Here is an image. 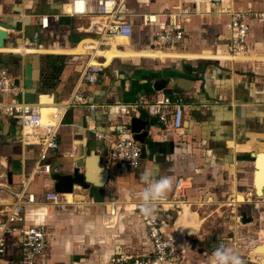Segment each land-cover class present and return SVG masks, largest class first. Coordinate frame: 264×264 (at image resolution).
I'll return each mask as SVG.
<instances>
[{
  "label": "crops",
  "instance_id": "1",
  "mask_svg": "<svg viewBox=\"0 0 264 264\" xmlns=\"http://www.w3.org/2000/svg\"><path fill=\"white\" fill-rule=\"evenodd\" d=\"M182 1L151 0L142 6L148 12L172 11ZM229 1L206 4L203 14L191 16L180 46L137 49L126 37L100 48L79 34L77 27L84 21L63 14L70 12L68 0H0V20H21L20 31L11 32L12 45L0 48V65L25 86V101L42 106L43 123L50 122L55 108L71 95L81 93L88 99L87 105L64 111L60 148L48 158L54 169L49 175L34 171L39 145L30 129L16 117L0 116V213L15 202L9 190L26 181L37 203L26 206L22 224H45L50 233L49 249L39 264H110L119 251L151 253L148 223L134 209L146 187L140 180L145 168L171 182L156 208L173 199L179 178L190 182L186 201L174 211L167 230L180 242L182 264H212L214 250L209 249L218 238H227L224 245L234 247L244 264H262L264 247H257L264 244V227L253 236L249 230L242 234L239 227L254 225L246 217L245 224L235 225L238 231L227 232V226L234 225L222 218L227 208L234 212L245 204L264 219V34L253 21L248 53L232 56L229 17L222 12ZM232 3L235 8L264 9V0ZM43 15L50 19L47 29L41 27ZM52 54L64 56L57 74L47 59ZM92 59L103 63L96 84L84 78ZM51 73L56 75L54 84L46 83ZM171 73L193 80L191 92L179 91L185 95L183 127L173 130L141 112L138 117L149 119L150 126L140 166L105 162L113 124L121 118L119 104L134 103L142 94L156 95L152 80ZM97 155L109 169L103 186L75 185L73 193H63V209L46 200L55 190L54 173H72L75 160L92 168L94 180L103 178ZM18 258L19 237L13 235L4 259Z\"/></svg>",
  "mask_w": 264,
  "mask_h": 264
},
{
  "label": "built area",
  "instance_id": "2",
  "mask_svg": "<svg viewBox=\"0 0 264 264\" xmlns=\"http://www.w3.org/2000/svg\"><path fill=\"white\" fill-rule=\"evenodd\" d=\"M127 0H68L70 12L65 15L83 20L77 27L79 34L92 38L99 43V47H107L116 37H126L133 41L138 33L147 38V47L175 48L185 40L187 31L185 24L194 14H203L206 4H220L224 0H183L172 11L135 12L126 6ZM222 12L229 17L230 40L228 43L231 55L246 54L249 51V37L252 22L256 21L264 34V9L255 10L251 7L235 8L232 0L222 8ZM50 24L48 15H43L41 27L47 29ZM154 28V33L151 30ZM152 35V36H151ZM151 36V37H150ZM149 37V38H148ZM103 70V63L89 62L84 78L90 84H96L98 76ZM25 86L7 68L0 65V116L16 117L21 120L29 134L37 138L39 145L34 171L38 174L52 173V164L48 161L50 154L60 148L59 126L62 115L68 108L77 105H87L88 99L81 93L71 97L55 108V120L42 122V106L25 101ZM185 95L173 92L170 95L157 93L156 95L142 94L134 103L119 104L120 120L113 124L114 135L109 140L108 150L104 155L105 162L124 164L129 168H138L142 158L144 145L135 138L131 129V120L146 112L150 118H156L162 124L173 130L183 127ZM93 107V106H92ZM99 140L105 137L96 134ZM179 178L174 188V197L168 205H161L151 215H143L148 223V236L152 244V252L135 254L119 251L111 256L110 264H182L183 249L178 238L167 230L175 220L174 211L186 201V189L190 182ZM15 198L7 211L0 213V264H39L42 256L49 249V230L45 224L24 227L23 216L26 206L37 203L35 193L27 190L24 181L20 188L10 189ZM64 194L53 190L45 195L47 201L56 208L63 209ZM140 210V202L134 205ZM115 208L112 212L115 213ZM141 211V210H140ZM19 237V258L5 260L7 242L10 236ZM227 238H218L211 246L214 249L225 244Z\"/></svg>",
  "mask_w": 264,
  "mask_h": 264
},
{
  "label": "water",
  "instance_id": "3",
  "mask_svg": "<svg viewBox=\"0 0 264 264\" xmlns=\"http://www.w3.org/2000/svg\"><path fill=\"white\" fill-rule=\"evenodd\" d=\"M20 19L17 20H0V48H5L8 45H12L9 41L11 37V32L20 31L19 23ZM152 34L154 33V28L151 30ZM152 36V35H151ZM150 36V37H151ZM149 38V37H148ZM153 47V46H152ZM151 47V48H152ZM145 69H148L146 65H143ZM159 74V73H158ZM173 75V76H172ZM158 76V75H157ZM193 80L184 76H176L175 73L171 75L162 74L152 80V90L156 92H161L167 95L172 94L173 92H191V83ZM150 120L144 119L142 117H133L131 120V129L135 134V138L139 140L143 145L146 142L147 137L149 136ZM144 154V148L142 150V155ZM99 158V166L102 170L103 178L94 180L93 175L91 174V169H86V162L81 163L80 159L75 160L77 162L76 167L72 173H54V179L56 180L55 190L60 193H73L75 190V185H78L82 188H90L91 185L103 186L105 177L109 174V169L105 167L100 159V156L97 155L95 159ZM84 160V158H82ZM82 167H85L83 172L80 171ZM54 169L52 168V172ZM259 247H264V244ZM264 264V262H263Z\"/></svg>",
  "mask_w": 264,
  "mask_h": 264
},
{
  "label": "clouds",
  "instance_id": "4",
  "mask_svg": "<svg viewBox=\"0 0 264 264\" xmlns=\"http://www.w3.org/2000/svg\"><path fill=\"white\" fill-rule=\"evenodd\" d=\"M140 180L146 185L139 197L140 210L142 215H151L158 201L170 189L171 182L166 177H154L150 168H145L141 172ZM212 264H244V262L234 247L221 244L212 253Z\"/></svg>",
  "mask_w": 264,
  "mask_h": 264
},
{
  "label": "rangeland",
  "instance_id": "5",
  "mask_svg": "<svg viewBox=\"0 0 264 264\" xmlns=\"http://www.w3.org/2000/svg\"><path fill=\"white\" fill-rule=\"evenodd\" d=\"M135 1H137L138 3L134 2V1L132 2V0H127L126 6L128 8L130 7L129 9L134 8L135 12H140V13L148 12L147 10H145L143 8L142 5L145 3L149 4V2L151 0H135ZM152 3L154 4V1ZM135 5H136V8L133 7ZM138 35L139 34L136 33L134 40L130 41L132 47L137 48V49H142V48L147 47L146 45L148 44V40L146 37H144L145 35H142L141 38ZM157 48H160V47L154 46V45L152 47V49H157ZM160 49H165V48H160ZM246 217L248 219H250L251 222H254V225H251L250 227H239V229H238L237 226H235V225H237V224L241 225V223L245 224L244 219ZM222 218H227L234 225L233 227H230V225H228L227 226V232H232V231L234 232V230L235 231L239 230V232L241 231L242 234H245L249 230L251 236H253V235H255L256 232H259V230L264 227V219L262 217H260V215L254 213L251 206L245 205V204L241 205V207L238 210L235 209L234 212H232L231 209L227 208L226 212H224V217H222ZM233 242H235V241H233ZM217 247H215L214 249L210 248L209 250H215Z\"/></svg>",
  "mask_w": 264,
  "mask_h": 264
},
{
  "label": "trees",
  "instance_id": "6",
  "mask_svg": "<svg viewBox=\"0 0 264 264\" xmlns=\"http://www.w3.org/2000/svg\"><path fill=\"white\" fill-rule=\"evenodd\" d=\"M47 59L49 61H51L52 69L56 71V74L64 66V61L65 60H64V56L63 55H53L52 54V55H48ZM155 74H157V73H155ZM47 79L48 80L46 81V83H48L50 81V82H52V84H54L55 83L54 81L57 80L56 79V75L54 73L53 74L52 73L48 74Z\"/></svg>",
  "mask_w": 264,
  "mask_h": 264
},
{
  "label": "bare ground",
  "instance_id": "7",
  "mask_svg": "<svg viewBox=\"0 0 264 264\" xmlns=\"http://www.w3.org/2000/svg\"><path fill=\"white\" fill-rule=\"evenodd\" d=\"M96 53H94V55H95ZM239 55H241V54H239ZM232 56H238V55H232ZM92 63H97V62H95L93 59H92V61H91ZM55 120V110H54V112L51 114V120L50 121H54ZM42 122H43V116H42ZM68 194H71V193H68ZM263 250H264V248H263ZM261 251H259V250H257L256 251V254H259ZM260 261H262V264H263V262H264V256L263 257H260Z\"/></svg>",
  "mask_w": 264,
  "mask_h": 264
}]
</instances>
